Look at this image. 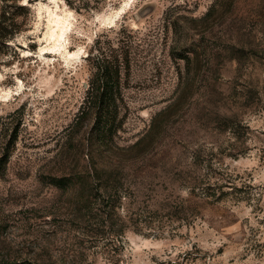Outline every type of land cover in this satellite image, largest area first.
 <instances>
[{
    "label": "rangeland",
    "instance_id": "obj_1",
    "mask_svg": "<svg viewBox=\"0 0 264 264\" xmlns=\"http://www.w3.org/2000/svg\"><path fill=\"white\" fill-rule=\"evenodd\" d=\"M23 2L19 58L0 56V148L19 128L0 264H264V0ZM99 63L120 71L104 124Z\"/></svg>",
    "mask_w": 264,
    "mask_h": 264
},
{
    "label": "trees",
    "instance_id": "obj_2",
    "mask_svg": "<svg viewBox=\"0 0 264 264\" xmlns=\"http://www.w3.org/2000/svg\"><path fill=\"white\" fill-rule=\"evenodd\" d=\"M31 1V0H30ZM31 16L30 7L23 2V0H0V56L7 55L10 52L11 58H19V53L16 49L12 48L10 42L14 40L17 35L24 32L27 28ZM120 69V68H119ZM120 71L116 69L113 71L112 67L107 66L104 63H99L96 78L98 84L91 86L88 89V97L86 106L87 109H95V114L99 116V124H104L105 119L110 115L109 110L112 105L116 104V83ZM114 103V104H113ZM116 106V105H115ZM117 108V107H116ZM118 111V109H117ZM104 121L101 122V121ZM109 130V129H108ZM108 130H105L107 133ZM19 128L13 131L12 135L8 134V140L0 148V180L7 172L10 159L12 157L13 149L18 141ZM101 133H103L101 131ZM113 168L99 167V179L103 174L108 173L109 176L118 173ZM71 178L61 177L54 178L56 185L69 186ZM111 177L107 179L106 183L99 186V191H102L101 202L102 208L107 209L109 212L117 213L119 209V201L116 200L114 194L118 193L117 187H111V191L108 192L110 186L108 182H111ZM115 191V193H113ZM79 205L89 209L91 211L92 202L89 198L87 200H78ZM88 211V212H90Z\"/></svg>",
    "mask_w": 264,
    "mask_h": 264
},
{
    "label": "bare ground",
    "instance_id": "obj_3",
    "mask_svg": "<svg viewBox=\"0 0 264 264\" xmlns=\"http://www.w3.org/2000/svg\"><path fill=\"white\" fill-rule=\"evenodd\" d=\"M52 22H54L56 24V25L55 24L54 25L57 27L58 30L59 29L61 30V32H62L61 35H63L65 30L68 28V21L64 20L62 18L53 19ZM55 33H56V30H55ZM55 33L53 36H55Z\"/></svg>",
    "mask_w": 264,
    "mask_h": 264
}]
</instances>
